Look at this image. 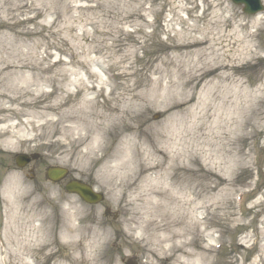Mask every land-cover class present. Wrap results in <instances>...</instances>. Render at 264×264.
<instances>
[{"label": "rangeland", "instance_id": "1", "mask_svg": "<svg viewBox=\"0 0 264 264\" xmlns=\"http://www.w3.org/2000/svg\"><path fill=\"white\" fill-rule=\"evenodd\" d=\"M0 92V132L14 127L0 134V264H58L80 239L96 241L100 264H264V11L232 0H0ZM133 92L158 100L93 147L89 119ZM128 140L167 152L143 174L175 177L151 189L135 164L115 169ZM97 149L95 167L77 163ZM21 153L35 157L19 167ZM50 165L67 179L50 182ZM70 178L105 198L67 193ZM114 179L137 186L117 195ZM156 224L173 251L151 239Z\"/></svg>", "mask_w": 264, "mask_h": 264}, {"label": "bare ground", "instance_id": "2", "mask_svg": "<svg viewBox=\"0 0 264 264\" xmlns=\"http://www.w3.org/2000/svg\"><path fill=\"white\" fill-rule=\"evenodd\" d=\"M8 97L5 93L0 92V99L1 98H6ZM158 100V95L156 94H138V93H131L130 95H128L125 99V104L118 106V105H113L112 107H110L109 109V113L106 115L105 113H98V115H96L95 117H91V113L88 114V116H90L93 119H97L98 121H93L92 125H93V131L96 134L95 139H92V142L94 144L93 147H101V142L99 141V139H103L104 136L107 134V132L112 129V128H116L117 127H121L120 132H118L119 134L122 133L121 131H124L126 128H129V120H132L134 118H137L138 116H140L144 110H146V108L151 104L156 103ZM85 103L82 104L83 108H85V105L90 103V100H84ZM87 107V106H86ZM6 120V118L2 119L0 118V121ZM3 128L4 131L0 132V134H9V135H13L14 133V127L13 124H9L8 126H4ZM146 131H149V129H145ZM144 130H142L143 132ZM128 133V132H127ZM124 133V134H127ZM145 135V134H144ZM124 136V135H123ZM127 137L130 135H126ZM125 137V136H124ZM160 137L159 133H156L154 135V140L155 142L158 141ZM87 139L86 137H81V139ZM126 149L123 151V155L120 158L117 167L115 169H121L124 170V172L129 168V166H132L133 164H135V166L137 168H139V172L142 175L141 178L145 179L149 182H152L149 186L151 189H155L159 184L163 183L166 178L167 175H169V173H165L164 175H158V173L156 174L155 177L151 176L150 174H143L146 173L150 170H154L157 167H162V165L164 164V160L167 156V152L165 150H159L157 148H155L154 146H150L151 148L148 149H138L135 148V145L133 143H131L130 140L126 141ZM153 145V144H151ZM90 146V145H89ZM119 149V148H118ZM114 150L115 152H117V150ZM119 151V150H118ZM120 152H117V154H119ZM158 153H161L162 155V159L157 160L156 163H152L150 158L154 156H156ZM172 168H175V166H171ZM177 170V169H176ZM123 172V174H124ZM113 174H116V171L113 172ZM169 178H173L175 177V175H169ZM132 179L126 180V181H121V183H125L124 185L127 186L125 189H131V188H135L137 186V180L131 181ZM173 180V179H172ZM177 179L174 180L173 183L174 184L176 182ZM112 182V181H111ZM169 184V183H168ZM170 184V185H171ZM125 192V190L123 191V193ZM160 194H163V196H165V193L163 190H160ZM145 222H147L145 220ZM147 227V226H146ZM166 228V225H154V227H152L150 229V231H152L151 233V239L155 240L157 245L162 247L163 242L165 241H172L171 240V236L169 235H160L159 233V229L160 228ZM20 230V229H19ZM18 230V231H19ZM41 231V230H38ZM69 232L75 231L74 228H69L68 229ZM18 243H20L19 241H17ZM9 243V241H8ZM44 243L48 244V241H44ZM50 243V242H49ZM72 244V250L73 252L65 254L59 261L58 264H100L99 263V256H100V251L99 247H97V243L96 241H92V242H86L85 239H80L79 241H74L71 243ZM171 247L169 248V250L173 251L172 248H176L177 245L175 244V242L172 241L171 243ZM7 249V245L5 246V244L0 246V255L4 252H6ZM26 250H29V248H27ZM30 253V252H29ZM34 254V253H33ZM35 255V254H34ZM175 253H171V255L169 256L172 257L174 256ZM264 255L261 257V261L263 260ZM22 262L24 264H28V261H26L25 259L22 260ZM32 264V263H31Z\"/></svg>", "mask_w": 264, "mask_h": 264}, {"label": "water", "instance_id": "3", "mask_svg": "<svg viewBox=\"0 0 264 264\" xmlns=\"http://www.w3.org/2000/svg\"><path fill=\"white\" fill-rule=\"evenodd\" d=\"M237 4H244L243 10L248 14H255L264 9L261 0H233ZM31 161V157L27 154H18L16 156V163L19 166H25ZM68 170L60 166H49L47 168L46 176L49 180L57 182L64 178ZM68 192L79 194L84 200L89 203H98L103 199L101 193H97L93 188L80 180L71 179L65 186ZM98 197V198H97Z\"/></svg>", "mask_w": 264, "mask_h": 264}, {"label": "clouds", "instance_id": "4", "mask_svg": "<svg viewBox=\"0 0 264 264\" xmlns=\"http://www.w3.org/2000/svg\"><path fill=\"white\" fill-rule=\"evenodd\" d=\"M66 115L68 116H75L77 115V113L75 112L74 109H67L66 110ZM100 150L97 149V151L95 153H92L90 154L89 156H85L84 153H78L77 156H76V161L78 164H84V165H87L89 163H92V166L95 167V163L92 161V157L93 156H96V157H99L100 155ZM103 167H104V164L101 163L100 164V167L96 169L97 171V178L100 180L101 182V186L104 185V181L100 175V173L102 172L103 170ZM111 189L115 191V193L118 195L120 194L122 191L125 190V185L123 183H121V180L120 179H114L113 182H112V185H111ZM98 198V197H97ZM6 223L9 224V226H11V220H8L6 221ZM33 239H35V237H33ZM39 243V241H37ZM28 264H31V261H28Z\"/></svg>", "mask_w": 264, "mask_h": 264}]
</instances>
